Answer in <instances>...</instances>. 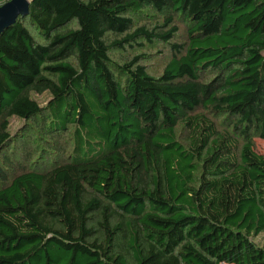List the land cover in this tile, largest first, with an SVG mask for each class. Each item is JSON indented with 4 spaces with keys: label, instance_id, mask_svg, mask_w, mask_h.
<instances>
[{
    "label": "trees",
    "instance_id": "1",
    "mask_svg": "<svg viewBox=\"0 0 264 264\" xmlns=\"http://www.w3.org/2000/svg\"><path fill=\"white\" fill-rule=\"evenodd\" d=\"M146 7L188 41L119 77L110 48L178 32L135 27ZM11 117L72 125L73 150L9 177ZM263 129L264 0H30L0 33V264H264Z\"/></svg>",
    "mask_w": 264,
    "mask_h": 264
},
{
    "label": "rangeland",
    "instance_id": "2",
    "mask_svg": "<svg viewBox=\"0 0 264 264\" xmlns=\"http://www.w3.org/2000/svg\"><path fill=\"white\" fill-rule=\"evenodd\" d=\"M8 1L10 0H0V6ZM171 15L174 17L173 23L178 26V32L168 42L159 39L147 41L144 38H139L136 42L123 48H110L109 58L112 69L117 76L121 77L118 67L135 56H142L140 63L146 66L149 74L159 76L165 65L175 54H182V48L181 51H176L174 45H185L187 43L189 25L180 16L168 10L158 11L154 8L146 7L143 11L133 16L134 26L146 25L150 29L158 26L157 32L164 31L170 28V26L164 27L163 25ZM35 36L38 38L36 33ZM115 38H117L116 35L108 34L106 39L107 42H111ZM208 77H211V75H208ZM32 97L40 105L44 106L50 99L51 94L49 92L43 94L33 93ZM211 117L219 125L224 124L222 116L212 115ZM41 121L38 117L34 122L18 117L10 118L8 131L13 135L15 134V136L9 147V156L12 159L11 165H5L8 168L9 177L13 175V171L19 172L23 168L48 169L51 165L63 161L66 154L73 150L72 125H70L67 133L56 135L48 133L42 123L43 121ZM176 133L178 139L185 143L188 137L187 130L182 125H179ZM254 144L258 150L264 151V129L261 135L254 137ZM254 242L258 246L264 247V232L254 237Z\"/></svg>",
    "mask_w": 264,
    "mask_h": 264
},
{
    "label": "water",
    "instance_id": "3",
    "mask_svg": "<svg viewBox=\"0 0 264 264\" xmlns=\"http://www.w3.org/2000/svg\"><path fill=\"white\" fill-rule=\"evenodd\" d=\"M30 0H10L0 6V33L14 25L17 19L27 16Z\"/></svg>",
    "mask_w": 264,
    "mask_h": 264
}]
</instances>
